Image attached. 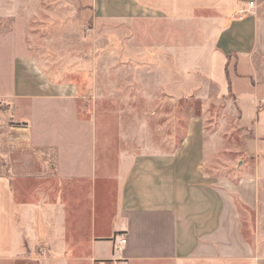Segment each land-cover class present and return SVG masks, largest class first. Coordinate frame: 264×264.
<instances>
[{
	"label": "crops",
	"instance_id": "crops-1",
	"mask_svg": "<svg viewBox=\"0 0 264 264\" xmlns=\"http://www.w3.org/2000/svg\"><path fill=\"white\" fill-rule=\"evenodd\" d=\"M66 1L89 20L159 17L204 27L212 46L207 76L238 112L243 157L226 166V173L206 171L204 130L192 119L172 149L146 151L140 142L145 133L138 132L139 146L110 147L98 160L102 133L96 116L70 115L71 85L48 78L28 48L23 22H0V100L8 103L6 115L30 124L48 115L49 123L60 124L54 133V125L52 131L48 126L46 136L0 128L1 148L7 150L6 131L15 135V151L41 136L42 144L58 145L66 158L63 183L87 187L84 211L72 213L64 201L61 228L57 222L51 228L61 229V244L43 257L27 221L16 218L12 179L19 185L27 176L1 171L0 264H264V0ZM54 166H49L53 178ZM26 206L21 218L31 209ZM122 236L126 241L119 244Z\"/></svg>",
	"mask_w": 264,
	"mask_h": 264
},
{
	"label": "rangeland",
	"instance_id": "rangeland-1",
	"mask_svg": "<svg viewBox=\"0 0 264 264\" xmlns=\"http://www.w3.org/2000/svg\"><path fill=\"white\" fill-rule=\"evenodd\" d=\"M0 22H23L28 48L48 78L71 85L70 115L88 120L96 116V130L102 133L97 138L98 160L110 147L139 146L138 132L145 133L140 142L146 151L172 149L192 119L204 130L206 171L226 173V166L233 167L243 157L245 131L230 98L221 97L208 79L212 46L201 25L159 17L89 20L66 0H0ZM39 116L30 124L14 120L13 113L4 114L0 128L46 136L48 126L52 131L54 125L52 132H57L58 122ZM10 131L5 135L7 150L0 146V172L12 178L16 173L27 176L19 185L12 179L16 218L27 221L35 243L49 252L61 244V229L51 228L56 222L61 228L64 201L72 213L80 207L84 211L87 187L78 181L63 183L66 158L58 154V145L42 144L45 140L39 136L28 149L15 151ZM50 164L55 165V178ZM20 204L24 210L26 205L31 208L24 218ZM261 213L264 227V203Z\"/></svg>",
	"mask_w": 264,
	"mask_h": 264
},
{
	"label": "built area",
	"instance_id": "built-area-1",
	"mask_svg": "<svg viewBox=\"0 0 264 264\" xmlns=\"http://www.w3.org/2000/svg\"><path fill=\"white\" fill-rule=\"evenodd\" d=\"M250 5H252V2H250ZM5 103L6 102H4V101H0V118H2V119H3V115L6 114L5 111H4V108H3V105H6ZM125 241H126L125 237L122 236L119 239V244H124ZM37 251L43 257L48 254L47 246H44V245L38 246V250Z\"/></svg>",
	"mask_w": 264,
	"mask_h": 264
}]
</instances>
